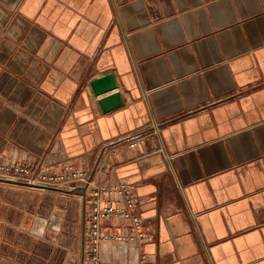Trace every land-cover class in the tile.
Masks as SVG:
<instances>
[{
	"label": "crops",
	"instance_id": "obj_1",
	"mask_svg": "<svg viewBox=\"0 0 264 264\" xmlns=\"http://www.w3.org/2000/svg\"><path fill=\"white\" fill-rule=\"evenodd\" d=\"M0 161L132 188L146 264H264V0H0ZM81 204L0 181V264H80Z\"/></svg>",
	"mask_w": 264,
	"mask_h": 264
},
{
	"label": "built area",
	"instance_id": "obj_2",
	"mask_svg": "<svg viewBox=\"0 0 264 264\" xmlns=\"http://www.w3.org/2000/svg\"><path fill=\"white\" fill-rule=\"evenodd\" d=\"M154 125L152 131L156 133L157 125ZM146 132L121 141L134 146ZM100 168L104 169V165ZM0 181L67 192L81 199L80 264H146L141 247L152 236L144 230L137 195L129 186L101 185L91 169L69 163L60 171L49 172L40 162L0 161ZM124 251L125 261H116Z\"/></svg>",
	"mask_w": 264,
	"mask_h": 264
},
{
	"label": "water",
	"instance_id": "obj_3",
	"mask_svg": "<svg viewBox=\"0 0 264 264\" xmlns=\"http://www.w3.org/2000/svg\"><path fill=\"white\" fill-rule=\"evenodd\" d=\"M89 84L94 95H98L116 88V81L111 73H107L102 75L101 77L93 79ZM98 104L102 112H106L110 109L121 106L123 103L120 99V93L116 91L112 94L98 99ZM80 189L82 190V192L84 191L83 187H81Z\"/></svg>",
	"mask_w": 264,
	"mask_h": 264
},
{
	"label": "rangeland",
	"instance_id": "obj_4",
	"mask_svg": "<svg viewBox=\"0 0 264 264\" xmlns=\"http://www.w3.org/2000/svg\"><path fill=\"white\" fill-rule=\"evenodd\" d=\"M80 207V206H79ZM80 213H81V209L79 208V215H80ZM79 221H80V216H79Z\"/></svg>",
	"mask_w": 264,
	"mask_h": 264
}]
</instances>
